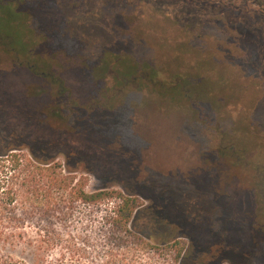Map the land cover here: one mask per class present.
<instances>
[{"label":"rangeland","instance_id":"1","mask_svg":"<svg viewBox=\"0 0 264 264\" xmlns=\"http://www.w3.org/2000/svg\"><path fill=\"white\" fill-rule=\"evenodd\" d=\"M21 1V9L28 5L38 12L27 19L34 39L27 33L26 15L0 0V47H18L22 55L33 56L32 61L18 66L10 54L0 50V82L15 91L19 102L44 101L51 91L46 88L43 94L32 89L30 96L25 93L27 87L43 89L42 80L28 72L29 67L42 73L55 66L68 82L64 86L80 98L78 89L83 82L78 73L96 77V66L104 56L113 62L119 57L117 67L125 71L133 70L131 63H137L153 66L159 79L179 76L181 86L193 83L191 88L204 101L201 109L208 111L203 112L205 120L196 115L194 107H179L173 99L169 103L158 96L145 98L144 90H129L126 106L114 120L117 129L111 147L99 149L82 144L62 129L36 126L11 102L2 105L3 112L0 108V122L12 143L26 155L35 152L60 163L63 174L75 176L73 182L84 176L86 191L134 192L139 207L156 205L158 194L166 196L168 219L183 218L180 246L184 249L197 244L207 253L213 247L207 262L264 264V257L253 261L241 252L240 241L247 233L244 224L231 230L229 237L223 236L230 209L215 198L219 191L231 193L234 185L242 186L243 171L237 169L242 159L264 164V10L254 0ZM12 2L15 6L19 1ZM48 55L55 60L50 61ZM41 65L44 68L39 69ZM86 83L91 85L89 80ZM47 86L52 87L50 83ZM170 87L172 98H181L179 90ZM143 100L146 105L134 111L133 105ZM234 124L238 140L252 143L250 133L258 140L256 147L238 155V160L230 159L233 164L229 160L217 165L210 155L203 158L200 151L210 152L218 142L219 131H230ZM81 149L83 153H79ZM120 160L125 166H120ZM116 202L114 198L94 204L61 201L51 208L29 202L14 204L15 214L23 219L18 225L5 227L23 234L2 249L30 264L37 260V249L53 258L101 262L112 252L117 259L123 250L109 237L110 229L102 219ZM47 230L55 237L42 242L41 235ZM74 248L83 249V255L73 256ZM144 250L135 252L138 263L177 264L171 251L151 246Z\"/></svg>","mask_w":264,"mask_h":264},{"label":"trees","instance_id":"2","mask_svg":"<svg viewBox=\"0 0 264 264\" xmlns=\"http://www.w3.org/2000/svg\"><path fill=\"white\" fill-rule=\"evenodd\" d=\"M18 1L15 6L12 0H2V4H10L17 12L26 15L27 33L34 39L35 34L33 35L31 32L27 19L30 17L31 20L33 13L37 14L38 12L34 8H31V11L28 5L21 9L19 3H23V1ZM223 1L236 2L239 0ZM254 2L264 10V0H254ZM44 49L49 52L48 48ZM0 50L2 53L10 54L18 66H23L24 62L33 60L32 54L22 55L21 48L18 47L11 49L0 47ZM16 51L18 55L15 54ZM37 56L38 53L34 57ZM50 56H47L50 61L55 60L56 57L52 56L51 58ZM118 59L119 57L113 62L103 56V59H100L96 66L99 69V75L96 77L78 73L79 80L83 82V84L80 83L78 89L80 98L74 96L72 90L64 86L68 82L62 71L57 70L55 66L51 65V71L42 73L29 67L30 71L28 72L42 80L40 87L43 89L35 86L27 87L25 93L30 96L29 93L33 89L37 93L46 94L47 88L51 90L48 92V99L38 101V103H29L26 99L19 102L14 94L15 91L6 85L3 86L0 82L1 112L4 110L2 105L14 102L16 103L15 106L24 110L25 116L29 118L27 120L32 121L36 126H43L51 131L56 128L57 130L62 129L76 139H80L82 144H91L99 149L111 147L109 143L114 139L117 129L114 120L121 116L119 112H121L122 107L126 106L125 101L130 94L129 90H144L145 98L146 95L148 98L158 96L161 99H167L169 103V99H173L179 107L185 104L187 107H194L196 115L207 120L203 112L208 110L201 109V104L204 101L201 100L202 98L196 89L191 88L193 83L188 82L186 87L181 86L179 76L159 79L153 66L146 68L137 63H131L135 67L133 70L125 71L117 67ZM49 65L48 62L46 66ZM40 68L44 67L41 65ZM87 78L91 83L90 86L86 83L88 82ZM47 83H50L54 88H48ZM169 85L179 90L181 98H172L173 93L168 92L169 89L167 88ZM146 103L143 100L139 105H133L134 111H137L139 106H145ZM250 122L247 121V123ZM236 134V124L230 128V131H219V139L213 149L209 150L210 152L204 149L200 151L201 155L203 158L206 155L213 156V162L215 161L219 165L232 158L234 161L238 160V155H244L248 149L256 147L258 140L250 133L249 135L253 138L252 143L239 141ZM33 136L36 135L33 134ZM79 153H83V149ZM108 157L110 160H114L113 156L108 155ZM205 160L207 161V158ZM242 160L241 166H237V169L243 171L242 176L245 177V179L243 177L242 186L234 185L233 188L236 189L235 191L232 190L231 193L226 192L224 194V192L219 191V194H215V198L219 203L228 205L229 207L226 208L230 209L229 216H226L227 219L223 225L225 226L223 236L229 237L232 233L231 230H235L237 226L244 224L247 227V233L240 241L242 244L240 250L243 255L248 256L253 261H260L264 257V164H256L253 160L250 163L247 159ZM121 161L123 160L119 161L120 166H125ZM229 163L233 164V160H230ZM67 170L68 172L73 171ZM237 176L239 175L237 174ZM74 179V175L62 173L60 163L43 159L35 152H32V155L21 152L20 147L12 143L10 133L4 123L0 122V264H30L20 261L2 249L4 245L13 243L23 234V232L8 231L5 227L6 224L10 223L18 225L23 219L15 214L17 210H15L14 204L21 206L29 202L32 206L51 208V206L60 204L61 201L68 205L77 200L94 204L105 198L117 200L113 208L104 212L102 219H105L110 229L109 237L117 242L115 244L117 247L122 248L121 256L116 259V253L110 252L112 254L109 253L108 259L105 261L93 262L78 258L74 260L72 257L67 259L64 256L48 257L44 256L40 249H37V260L33 264H142L134 259L135 252L145 251L144 249L149 246L157 249L162 248L165 252L166 250L171 251L177 264H213L212 261L207 262L205 259L209 254H213V247L212 249L209 248L207 253L197 244L191 243L184 249L180 246V237L184 236L182 232L183 218L178 215L171 221L168 219L169 202L166 196L158 194L160 200L156 205L139 207L134 192L128 190L127 194H123L121 191L112 189H97L89 192L84 189V176H79L73 182ZM54 190L60 191V194H53ZM66 204L65 206H67ZM174 204L175 208L178 207L176 203ZM245 220L247 223L244 222ZM169 225L172 227L169 228ZM41 236L43 237L42 242H50L55 237V233L47 230ZM151 240H154L155 243H149ZM72 252L73 256L76 254L78 256L83 255V249L74 248ZM143 264H151V262Z\"/></svg>","mask_w":264,"mask_h":264}]
</instances>
